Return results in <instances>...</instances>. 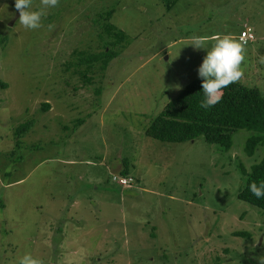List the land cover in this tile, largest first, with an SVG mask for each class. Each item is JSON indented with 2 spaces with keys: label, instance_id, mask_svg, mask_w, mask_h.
<instances>
[{
  "label": "rangeland",
  "instance_id": "rangeland-1",
  "mask_svg": "<svg viewBox=\"0 0 264 264\" xmlns=\"http://www.w3.org/2000/svg\"><path fill=\"white\" fill-rule=\"evenodd\" d=\"M110 9L125 40L84 82L76 53L98 50L92 19ZM18 20L15 0H0V264L27 253L43 264H260L264 210L237 193L239 164L249 171L264 145L248 156L246 129L229 150L145 131L198 77L215 37L240 42L244 24L254 40L243 44L239 81L264 91V0H59L38 29Z\"/></svg>",
  "mask_w": 264,
  "mask_h": 264
},
{
  "label": "trees",
  "instance_id": "trees-1",
  "mask_svg": "<svg viewBox=\"0 0 264 264\" xmlns=\"http://www.w3.org/2000/svg\"><path fill=\"white\" fill-rule=\"evenodd\" d=\"M113 11V9L104 11L97 18L95 16L92 19L97 25V35L102 42L99 47L97 46L98 50L91 53L81 50L76 53L78 59L73 63L75 66L73 72L77 71L78 65H83V69H78V73L84 82H91V77L87 76V73L95 67V63L100 71L103 72L106 69L109 60L118 53L119 49L115 47L122 46L125 40L123 31L110 21ZM246 27L252 30V27L247 24H244L241 29ZM3 45L4 40L0 39V46ZM0 85L7 86L1 81ZM98 92L99 88L96 90L97 94ZM222 93V99L215 106L203 109L199 106L204 98L202 81L199 77L190 80L153 118L146 128V134L167 142H183L202 136L207 142L218 144L224 150H229L232 146V134L238 129H246L252 134L245 141L244 151L248 156L253 155L257 146L264 145V91L256 85L248 86L237 81L225 87ZM49 107L48 103H43L44 111ZM32 124L33 121L29 120L16 127L17 144H19V138L30 129ZM123 163L124 168L119 174L127 175V162ZM239 167L244 184L238 190L237 197L264 210V198L257 199L249 191L253 181L257 184L264 181V156L259 162L251 165L249 171L242 164H239ZM235 233L236 235L246 234Z\"/></svg>",
  "mask_w": 264,
  "mask_h": 264
},
{
  "label": "clouds",
  "instance_id": "clouds-1",
  "mask_svg": "<svg viewBox=\"0 0 264 264\" xmlns=\"http://www.w3.org/2000/svg\"><path fill=\"white\" fill-rule=\"evenodd\" d=\"M58 5L59 0H40L39 10L32 11L30 10L32 0H15V9L19 13L18 23L26 29H38L46 10ZM206 43L205 37H192L191 45L196 50L206 49ZM206 50L207 54L198 67V77L202 81L204 95L199 106L203 109L215 106L222 99V90L241 79L243 76L241 64L245 59L243 44L229 35L215 37V43ZM261 62L264 63V57L261 58ZM249 191L257 199L264 198V181L259 184L253 181ZM18 264H43V261L27 253L18 260ZM260 264H264V258L260 259Z\"/></svg>",
  "mask_w": 264,
  "mask_h": 264
},
{
  "label": "built area",
  "instance_id": "built-area-1",
  "mask_svg": "<svg viewBox=\"0 0 264 264\" xmlns=\"http://www.w3.org/2000/svg\"><path fill=\"white\" fill-rule=\"evenodd\" d=\"M238 39L241 43H247L248 41H252L254 40V34L252 32V30L248 27L241 29V31L239 32L238 35ZM113 179H115L116 181H121V184H131L133 181L132 177H117L114 176Z\"/></svg>",
  "mask_w": 264,
  "mask_h": 264
}]
</instances>
